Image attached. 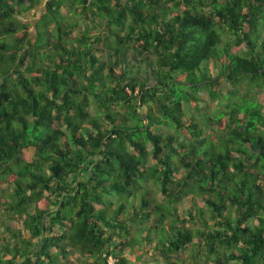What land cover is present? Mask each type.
Wrapping results in <instances>:
<instances>
[{"label": "trees", "instance_id": "obj_1", "mask_svg": "<svg viewBox=\"0 0 264 264\" xmlns=\"http://www.w3.org/2000/svg\"><path fill=\"white\" fill-rule=\"evenodd\" d=\"M263 31L264 0H0V264H264Z\"/></svg>", "mask_w": 264, "mask_h": 264}, {"label": "rangeland", "instance_id": "obj_2", "mask_svg": "<svg viewBox=\"0 0 264 264\" xmlns=\"http://www.w3.org/2000/svg\"><path fill=\"white\" fill-rule=\"evenodd\" d=\"M62 12H63V14H66V11L63 10ZM43 13H45V9L41 6V7H38L37 9H35L33 12L26 14L23 17L24 22H30L31 25H32V28L30 30L31 35H34L35 34V25L38 23L40 17L43 15ZM262 38H264V31L262 33ZM199 94H200V97L203 98V99H205V101L208 102L212 108H214L216 106L217 103H212V104L210 103L209 98L207 97V94H206V91L205 90L201 89L200 92H199ZM90 103L92 104V98L91 97H90ZM89 111L92 113V115H95L92 105L90 106ZM192 112H193V109H191L190 106L184 105V113H185V116H186L185 118L186 119L188 117H190V115H191ZM150 147L151 146L149 145V148ZM23 156H24V158L27 161H31L32 149L26 150L24 152V155ZM152 166H154V162L150 159L149 162L147 163L146 167H152ZM142 185L145 186V188H153V185L150 184V183L148 184V183H144L143 182ZM153 190L155 192L158 191V189H156V188H153ZM11 193H12L11 189H8L7 186H3V185L0 186V199L3 198V197H7ZM161 199H162V196L157 195V200H161ZM182 200L183 201L180 202V204H179V210L180 211H182L185 208L189 207V199L186 198V199H182ZM1 201H2V199H1ZM3 203H4V205H6L7 204V201L6 200H3ZM199 205H202L201 201H200V204ZM4 207L5 206L1 207V211H0V231H3V232H4V228H5L4 227V224H7L6 223V219H5V215L3 214L1 216V213H4L5 212L3 210ZM10 226H12L13 228H15L17 230L18 229L21 230V221L18 222L17 220H13L12 223H10ZM190 227H194L195 228L196 226L190 225ZM5 236L8 239V236L6 234H5ZM26 237H28V236H26ZM122 238H120V241H123ZM126 238H128V240H129V236H126ZM33 241H35V240H33ZM193 242L195 243V242H197V240L194 239ZM128 243H129V241H128ZM149 248L150 247H147V246H144L143 248H139L138 246H135L132 243L130 245H127L124 248V250H123V256L126 259H128L129 264H166V263H164L165 261H160V260H158V258L156 259L155 255L153 254L152 251L149 250ZM195 250H196V247H194L193 249H191L189 247V249H187L185 252H183L181 254L182 260L186 256L189 257L192 254V252H195ZM193 255L198 256V259L201 258V255L197 254V252L195 254H193ZM0 256H2V253H0ZM3 256H4V259H6V260L10 258V255H3ZM69 258H70L69 262L72 263V264H75V262H78L77 264H79V262L81 260H87L89 262L91 261V258H88L86 256H81L78 253H74V255H71ZM69 262L66 259H64V258H59L58 259V264H68ZM174 263L180 264V262H174Z\"/></svg>", "mask_w": 264, "mask_h": 264}, {"label": "built area", "instance_id": "obj_3", "mask_svg": "<svg viewBox=\"0 0 264 264\" xmlns=\"http://www.w3.org/2000/svg\"><path fill=\"white\" fill-rule=\"evenodd\" d=\"M108 264H115V260H113L111 257L108 258Z\"/></svg>", "mask_w": 264, "mask_h": 264}]
</instances>
